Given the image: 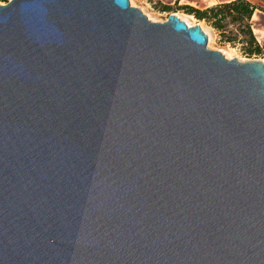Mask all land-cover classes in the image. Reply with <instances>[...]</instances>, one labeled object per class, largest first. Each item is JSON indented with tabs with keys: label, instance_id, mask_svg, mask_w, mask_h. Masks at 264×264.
<instances>
[{
	"label": "water",
	"instance_id": "1",
	"mask_svg": "<svg viewBox=\"0 0 264 264\" xmlns=\"http://www.w3.org/2000/svg\"><path fill=\"white\" fill-rule=\"evenodd\" d=\"M129 0L0 4V264H264V64Z\"/></svg>",
	"mask_w": 264,
	"mask_h": 264
},
{
	"label": "rangeland",
	"instance_id": "2",
	"mask_svg": "<svg viewBox=\"0 0 264 264\" xmlns=\"http://www.w3.org/2000/svg\"><path fill=\"white\" fill-rule=\"evenodd\" d=\"M130 5L140 8L147 17L152 21L162 22L166 20L170 13L177 15L184 20L188 25L198 24L201 29L207 34L208 42L206 47L213 50H220L227 58H237L239 61L260 60L264 64V53L253 54L244 51L246 45L245 39L248 34L245 32L244 22H232L230 17L223 20V29L214 28L208 21L197 18L193 13H189L183 5H191L200 9H204L210 5L226 2L229 0H129ZM258 2V1H257ZM259 3V2H258ZM260 6V5H259ZM250 28L257 40L258 28L262 27L264 21L255 17L252 22L250 18ZM256 31V32H255ZM223 32V33H222ZM236 37L233 41H226V36ZM258 42V40H257ZM259 43V42H258ZM264 52V44H260Z\"/></svg>",
	"mask_w": 264,
	"mask_h": 264
},
{
	"label": "trees",
	"instance_id": "3",
	"mask_svg": "<svg viewBox=\"0 0 264 264\" xmlns=\"http://www.w3.org/2000/svg\"><path fill=\"white\" fill-rule=\"evenodd\" d=\"M189 13H193L197 18L208 21L214 28L223 29V20L230 17L232 22H244L245 32L248 34L245 39L244 51L246 53L261 54L263 49L257 42L250 28V18L257 5L249 0H229L222 3L210 5L204 9L193 7L191 5H183ZM223 33V32H222ZM226 36V35H225ZM236 37L226 36V41H233Z\"/></svg>",
	"mask_w": 264,
	"mask_h": 264
},
{
	"label": "crops",
	"instance_id": "4",
	"mask_svg": "<svg viewBox=\"0 0 264 264\" xmlns=\"http://www.w3.org/2000/svg\"><path fill=\"white\" fill-rule=\"evenodd\" d=\"M249 1L257 5V8L254 9L252 16H251L252 22L255 20V17L260 18L264 21V0H249ZM261 25L262 27L258 28L257 29L258 33H255V34H257L256 37H257L258 42L263 45L264 44V24L263 22Z\"/></svg>",
	"mask_w": 264,
	"mask_h": 264
},
{
	"label": "built area",
	"instance_id": "5",
	"mask_svg": "<svg viewBox=\"0 0 264 264\" xmlns=\"http://www.w3.org/2000/svg\"><path fill=\"white\" fill-rule=\"evenodd\" d=\"M10 0H0V4H5L7 2H9Z\"/></svg>",
	"mask_w": 264,
	"mask_h": 264
}]
</instances>
